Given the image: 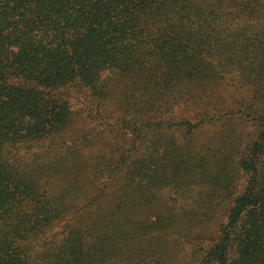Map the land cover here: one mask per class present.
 <instances>
[{"label":"trees","instance_id":"obj_1","mask_svg":"<svg viewBox=\"0 0 264 264\" xmlns=\"http://www.w3.org/2000/svg\"><path fill=\"white\" fill-rule=\"evenodd\" d=\"M0 264H264V0H0Z\"/></svg>","mask_w":264,"mask_h":264},{"label":"rangeland","instance_id":"obj_2","mask_svg":"<svg viewBox=\"0 0 264 264\" xmlns=\"http://www.w3.org/2000/svg\"><path fill=\"white\" fill-rule=\"evenodd\" d=\"M174 107L175 108H174L173 114H170V110L168 109V107L163 108V109H168V110H162L161 119L166 121L167 117H170V116L178 117L177 115L179 113H177L178 112L177 106H174ZM102 111L104 112V115H106L108 117H110L112 115L111 117H113L115 119H116L117 115L119 114L118 111H116L111 105H108V104L103 107ZM127 121H130V120L128 119ZM107 122L108 123L106 125V129H105V127H103V129L106 130L104 132V134L95 138L96 143L94 144V146L91 147V149H93L94 151H97L99 146H102L104 148H106V146L110 147L112 145H115L116 147H123L125 145V142L127 141L128 134H127V136L125 135V138L122 137V133H119V135L116 134L117 130H115L114 127L110 128V126H109L114 122H112L111 120H108ZM246 124H247V122H246ZM94 125H95V123H91L89 127H94ZM247 126H248V131H250L249 125H247ZM175 133H176V136L178 137V138L177 137L176 138L178 140H180V136H181L180 131L175 130ZM243 180H244V178L240 181V183H242ZM192 193H194V191ZM60 228H61V226H58L55 229H53V231L50 233V236L46 237V239L42 241L44 243V245L49 244L50 241H54L57 238H59L58 234H59ZM164 240L174 241L172 243L179 244L180 245L179 247L182 249V252H180V256H182L184 253L186 254L188 252V249L191 248V243H189L187 240L176 237L172 233L167 234L166 237L164 238ZM43 243H41V245H43ZM172 243H171V246L173 245ZM205 244H206V241L200 242L201 246H204Z\"/></svg>","mask_w":264,"mask_h":264}]
</instances>
